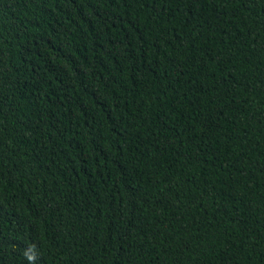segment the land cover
<instances>
[{
  "label": "trees",
  "instance_id": "trees-1",
  "mask_svg": "<svg viewBox=\"0 0 264 264\" xmlns=\"http://www.w3.org/2000/svg\"><path fill=\"white\" fill-rule=\"evenodd\" d=\"M0 264H264V0H0Z\"/></svg>",
  "mask_w": 264,
  "mask_h": 264
}]
</instances>
